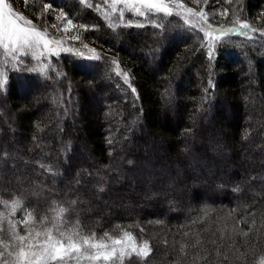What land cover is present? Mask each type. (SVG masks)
<instances>
[{
  "label": "trees",
  "instance_id": "obj_1",
  "mask_svg": "<svg viewBox=\"0 0 264 264\" xmlns=\"http://www.w3.org/2000/svg\"><path fill=\"white\" fill-rule=\"evenodd\" d=\"M172 1L238 34L210 45L173 14L8 0L73 50L7 59L0 46V264L17 234L57 225L147 243L122 264H264V0ZM130 188L143 206L124 214Z\"/></svg>",
  "mask_w": 264,
  "mask_h": 264
},
{
  "label": "snow or ice",
  "instance_id": "obj_2",
  "mask_svg": "<svg viewBox=\"0 0 264 264\" xmlns=\"http://www.w3.org/2000/svg\"><path fill=\"white\" fill-rule=\"evenodd\" d=\"M0 6L7 10L0 18V46L4 47L6 52H19L23 55L27 54L25 50H30L36 58H39L35 50L39 49L41 43L44 48H48L50 43H60L59 41L45 39V33L32 26V22L26 17L15 13L5 0H0ZM145 6L150 10L155 9L171 14L168 6L163 3H146ZM136 11L139 13V9H136ZM188 12L191 13V10L189 9ZM192 14L195 15V13ZM241 27H247V25H241ZM42 54L41 52L40 55ZM64 211L63 208L59 210L57 221L61 219ZM31 222H33V218L29 214L24 223ZM12 227L15 229V225H12ZM54 229L58 235H54L53 228L44 227L38 231L35 229L29 230L27 235L17 234L15 239L18 243L14 247L18 251L15 253L8 252V255L15 256L14 264H70L73 260L76 261V264H80L82 259L103 260L111 262V264L120 262L122 264L125 255H130V253H126L128 247L139 256H147L149 252L147 243L138 247L132 235L127 232L120 238H113L105 233V238L110 241V243H106L105 239L97 240L94 234L89 237L79 236L78 232L66 234L60 230L58 225L54 226ZM33 232L35 235H33ZM40 237L44 238L40 239ZM5 248L7 250L8 246L5 245ZM2 255L0 253V256Z\"/></svg>",
  "mask_w": 264,
  "mask_h": 264
},
{
  "label": "rangeland",
  "instance_id": "obj_3",
  "mask_svg": "<svg viewBox=\"0 0 264 264\" xmlns=\"http://www.w3.org/2000/svg\"><path fill=\"white\" fill-rule=\"evenodd\" d=\"M110 8H112V11L117 12V11H121V12H130L132 13L134 16L136 17H140L143 18L146 15L150 14V13H162L165 15H169L166 14L163 11H157L155 9H149L148 7H146V3H163L165 5L168 6L169 11L171 12V14L179 16L180 18H182L188 25L197 28V29H201L202 31L205 32V35H207L208 37V44L213 45L216 42V38H219L221 36H223L224 34L228 33L230 35H236L233 33H237V30L239 27L235 26V27H226L223 28L224 30H216L214 31L213 29H211L208 24L206 25V21H205V17L202 13H195V15H193L192 13H189L188 10L189 9H185L184 7H182L180 4L172 1V0H103ZM5 2H7L11 9L15 12V13H19L21 15H23L22 12L19 11V9L13 7L11 5L10 2H8V0H5ZM136 9H139V13L136 11ZM7 10L3 9L2 6H0V18H2L3 13H5ZM170 14V15H171ZM202 14V15H200ZM24 16V15H23ZM25 17V16H24ZM28 19V18H27ZM29 20V19H28ZM31 21V20H30ZM22 24V22H21ZM32 26H34L37 30H39L33 23ZM68 28H65L64 33L68 32ZM247 29L245 27H242L239 29V33L244 34L247 33L245 35H250L251 32L246 31ZM41 31V30H39ZM42 32V31H41ZM44 33V32H43ZM226 34V35H228ZM67 38V37H66ZM65 38V39H66ZM45 39L49 40V41H59L60 43H50L48 48H44L43 44L41 43L39 49H36V55L39 58H36V56L33 55V52L30 50H25L26 53L30 56H32L33 58L39 60L43 57H56L58 56L59 53L61 52H65L68 50H73L71 47H66V43H64V41L61 38L58 39H52L50 37H48L47 35H45ZM1 48L4 50V53L6 55V58H14L17 57L20 54L19 52L16 53H8L6 52V50L4 49V47L1 46ZM43 53L42 55H40V53ZM81 52V51H80ZM83 52V55H89V53L87 52ZM33 99L31 103H33L35 106L37 104H41V98L39 97L37 99L36 95L33 94L31 96ZM37 100V101H36ZM156 149V147H155ZM191 171H193V169H191ZM214 172V171H213ZM212 172V173H213ZM203 174H209L210 171H206V170H202ZM132 189L130 188V192ZM138 190V189H136ZM130 196L132 197V201L130 200V198L128 197V195L123 201H121V205L120 207H117L116 210H118L119 212H123L124 214H131L133 211H136L140 208H142L141 206H143L141 204L140 201V195L138 192L133 191L132 193H130Z\"/></svg>",
  "mask_w": 264,
  "mask_h": 264
}]
</instances>
